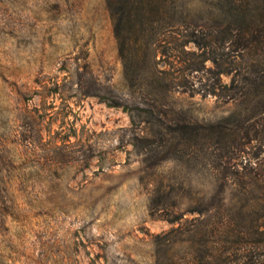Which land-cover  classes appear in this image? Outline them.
Wrapping results in <instances>:
<instances>
[{
  "label": "rangeland",
  "instance_id": "1",
  "mask_svg": "<svg viewBox=\"0 0 264 264\" xmlns=\"http://www.w3.org/2000/svg\"><path fill=\"white\" fill-rule=\"evenodd\" d=\"M226 8L169 0V25L136 46L106 0H0V264H224L253 246L264 163L239 169L244 188L213 138L259 119L226 94L264 56L180 33L189 11L210 26ZM132 84L161 93L130 103L134 124L102 100Z\"/></svg>",
  "mask_w": 264,
  "mask_h": 264
},
{
  "label": "trees",
  "instance_id": "2",
  "mask_svg": "<svg viewBox=\"0 0 264 264\" xmlns=\"http://www.w3.org/2000/svg\"><path fill=\"white\" fill-rule=\"evenodd\" d=\"M168 1L106 0V3L108 9L112 12V17L117 21L116 34L119 39H128L129 36L124 37L121 30H123V24H125L126 28L131 24L130 33L135 37L132 41L138 46L139 44L137 43L144 40V38L152 39L164 27V24L169 25L167 22L170 19ZM225 1L226 13L230 20L207 26V24H201L200 18H196L189 11L187 16L182 17L181 25L185 29L180 31L181 35L185 37L187 43H199L204 38V35H208L216 42L224 44V46L228 44L226 47L229 48L233 55L264 56V0ZM136 26L138 30L133 33ZM197 39H200L199 42H196ZM123 60L128 61L129 59L123 55ZM256 61L250 68L244 69L234 76L231 82L232 87L229 89L231 94H226V96L230 100L238 97L244 103H252L258 111L259 119L249 125L247 123L253 117H248L245 120L239 119L236 124L227 129L228 132H219L213 138L221 145L220 149L223 150L222 157H225L226 162L235 167V176L238 179L237 184L242 185L244 188H248L255 182H248L246 180L247 176L241 173L239 169L256 170L254 165L260 166L261 163H264V58L262 57ZM188 69L198 71L195 64L189 65ZM81 76L83 77L84 75ZM146 86L149 87L150 85ZM177 86L179 87V84ZM172 87L166 85L165 89H174L173 84ZM130 88H137L138 90H131L128 100L120 99L115 95L113 101L106 98H102V100L109 107L121 109L129 114L134 124L130 103L145 104L161 93L152 87L150 91L143 90L140 84H132ZM212 88L216 87L212 86ZM92 89L93 87L86 89L83 86H79V91L85 96L102 97L98 94L96 88ZM216 93L213 92V95H216ZM151 114L152 112L149 113V115ZM179 123L180 120L174 121L177 127L173 129V132L177 134L184 132V128L179 127ZM254 178L258 183H264L262 175ZM261 198H263L261 200L264 202V193H262ZM258 234L259 236L253 242L252 247H249L248 244L244 246L239 241L234 242V244L240 245L236 249L239 259L237 258L238 260L234 261L230 260V258H225L224 264H264V232H258Z\"/></svg>",
  "mask_w": 264,
  "mask_h": 264
}]
</instances>
